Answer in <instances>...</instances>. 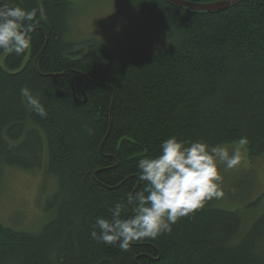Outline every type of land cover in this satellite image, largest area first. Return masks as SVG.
I'll list each match as a JSON object with an SVG mask.
<instances>
[{"label": "trees", "instance_id": "trees-1", "mask_svg": "<svg viewBox=\"0 0 264 264\" xmlns=\"http://www.w3.org/2000/svg\"><path fill=\"white\" fill-rule=\"evenodd\" d=\"M73 1L12 0L43 18L25 53L0 54V183L6 168H43L57 192L54 218L39 232L0 221V264H264V213L240 234L238 213L214 199L126 251L90 235L113 202L142 190L137 161L169 137L230 145L246 136L248 156H264V0L213 13L129 0L175 39L136 57L67 41ZM22 86L39 94L47 117L22 102Z\"/></svg>", "mask_w": 264, "mask_h": 264}, {"label": "clouds", "instance_id": "clouds-1", "mask_svg": "<svg viewBox=\"0 0 264 264\" xmlns=\"http://www.w3.org/2000/svg\"><path fill=\"white\" fill-rule=\"evenodd\" d=\"M42 18H38L37 8L29 10L12 0H0V54L25 53ZM20 95L32 112L47 117L39 94L22 86ZM248 143L246 136L235 141L231 149L203 140L182 141L175 136L161 141L158 155L144 156L136 163L137 183H143L142 190L126 192L113 202L110 218L97 217L90 233L92 239L118 244L126 251L136 241L155 240L171 232L180 218L203 208L207 201L223 197L218 168L223 165L234 169L239 165ZM126 210L129 214L124 216Z\"/></svg>", "mask_w": 264, "mask_h": 264}, {"label": "rangeland", "instance_id": "rangeland-1", "mask_svg": "<svg viewBox=\"0 0 264 264\" xmlns=\"http://www.w3.org/2000/svg\"><path fill=\"white\" fill-rule=\"evenodd\" d=\"M65 39L81 43L95 40L119 57L163 52L175 44L167 28L142 14L129 0H75L67 14ZM230 149L235 144L226 145ZM224 195L214 198V207L236 212L241 218L240 234L264 213V156L250 158L247 148L234 169L220 165ZM43 168L23 171L6 168L0 183V221L14 231L37 233L55 211L50 202L57 182Z\"/></svg>", "mask_w": 264, "mask_h": 264}, {"label": "water", "instance_id": "water-1", "mask_svg": "<svg viewBox=\"0 0 264 264\" xmlns=\"http://www.w3.org/2000/svg\"><path fill=\"white\" fill-rule=\"evenodd\" d=\"M164 1L170 3L175 7L188 9L191 12H200V13L221 12L226 10L230 6H234L238 2V0H227L216 3H210V4H193L183 0H164Z\"/></svg>", "mask_w": 264, "mask_h": 264}]
</instances>
